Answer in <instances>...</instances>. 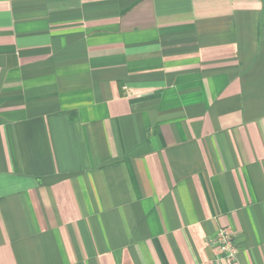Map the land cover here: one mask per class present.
I'll list each match as a JSON object with an SVG mask.
<instances>
[{
	"label": "crops",
	"instance_id": "1",
	"mask_svg": "<svg viewBox=\"0 0 264 264\" xmlns=\"http://www.w3.org/2000/svg\"><path fill=\"white\" fill-rule=\"evenodd\" d=\"M264 264V0H0V264Z\"/></svg>",
	"mask_w": 264,
	"mask_h": 264
},
{
	"label": "built area",
	"instance_id": "2",
	"mask_svg": "<svg viewBox=\"0 0 264 264\" xmlns=\"http://www.w3.org/2000/svg\"><path fill=\"white\" fill-rule=\"evenodd\" d=\"M214 241L220 253L215 259V264H234L237 249L231 235L225 228L218 230Z\"/></svg>",
	"mask_w": 264,
	"mask_h": 264
}]
</instances>
